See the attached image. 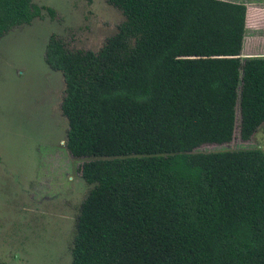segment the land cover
<instances>
[{
	"label": "trees",
	"instance_id": "16d2710c",
	"mask_svg": "<svg viewBox=\"0 0 264 264\" xmlns=\"http://www.w3.org/2000/svg\"><path fill=\"white\" fill-rule=\"evenodd\" d=\"M105 2L123 21L97 51L44 49L89 187L70 264H264V152H193L231 140L236 105L242 141L264 123V57L239 58L245 5ZM40 10L0 0V38Z\"/></svg>",
	"mask_w": 264,
	"mask_h": 264
},
{
	"label": "rangeland",
	"instance_id": "374dc122",
	"mask_svg": "<svg viewBox=\"0 0 264 264\" xmlns=\"http://www.w3.org/2000/svg\"><path fill=\"white\" fill-rule=\"evenodd\" d=\"M31 2L41 8L39 16L0 38V264H70L75 221L89 187L78 172L81 161L64 148L63 80L44 63V49L55 36L68 50L95 52L123 16L105 0ZM238 121L236 105L231 140L193 152H264V123L242 141Z\"/></svg>",
	"mask_w": 264,
	"mask_h": 264
},
{
	"label": "crops",
	"instance_id": "0c3cea01",
	"mask_svg": "<svg viewBox=\"0 0 264 264\" xmlns=\"http://www.w3.org/2000/svg\"><path fill=\"white\" fill-rule=\"evenodd\" d=\"M222 1L245 5L244 37L239 58L264 57V0Z\"/></svg>",
	"mask_w": 264,
	"mask_h": 264
},
{
	"label": "water",
	"instance_id": "95a60500",
	"mask_svg": "<svg viewBox=\"0 0 264 264\" xmlns=\"http://www.w3.org/2000/svg\"><path fill=\"white\" fill-rule=\"evenodd\" d=\"M238 118H239V114H238ZM233 128H234V126H233Z\"/></svg>",
	"mask_w": 264,
	"mask_h": 264
}]
</instances>
